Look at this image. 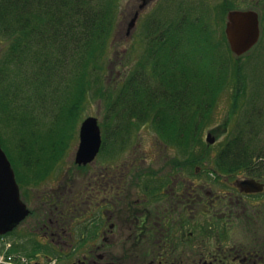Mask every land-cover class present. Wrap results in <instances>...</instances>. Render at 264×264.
Instances as JSON below:
<instances>
[{
    "label": "rangeland",
    "instance_id": "374dc122",
    "mask_svg": "<svg viewBox=\"0 0 264 264\" xmlns=\"http://www.w3.org/2000/svg\"><path fill=\"white\" fill-rule=\"evenodd\" d=\"M93 1L97 3L99 0ZM134 1L115 0L116 26L109 37L106 62L99 63L98 69L92 67L88 71V80L92 84L91 94H86L85 99L84 96L81 97V102H78L81 104L72 112L70 123L61 124L67 123L66 125L69 126L61 133L63 140L60 145H57L56 156L51 154L50 143L45 145L44 140L53 124V117L57 114H49L47 105L44 106L45 102H41L44 114L35 116L40 125L38 124L32 130H26L20 127L18 118L13 119L6 114L7 107L0 96V142L12 163L17 181L22 186L24 200L29 204L26 206L27 209L42 210L43 201H46L45 197L50 195L53 202L63 211L71 209L75 212L73 207L78 205V208L79 204L82 205L81 209L87 210L93 207L92 210H95L98 202L96 197L102 200L104 196H101L103 193L101 187H95V182L99 184L97 179L101 173H113L117 176L120 182L125 183L121 188L127 187L132 197L137 194L135 186L140 185L144 177L158 179L165 174L169 175L174 167L179 168L177 173L184 178L197 176V170L198 175L202 176V171L209 169L215 161L221 162L218 159L221 152L229 142L240 135L242 130L241 140L244 141L247 137L245 135L253 128L255 129L256 137L251 138V144L248 145L258 152L254 160H258L259 154L264 156V37L255 48L238 57L231 51L225 33L226 18L228 20L226 7L212 9L206 0H159L153 7L147 6L136 11L142 2ZM254 1L247 0V3L250 2L252 6H256L255 3L253 4ZM257 10L260 11V9ZM182 14L186 18H192L191 20L199 17L203 20L206 25L204 27L209 33H207V41L211 46H215L212 50L217 52L215 54H220L221 58L225 57L224 66L227 71L225 75L228 76V83L219 93L212 107V114L209 118L206 117L203 123L199 141L193 143L189 138L185 146L180 142L179 131L176 128L168 132V135H165L168 138H165L159 126L153 122L156 113L150 114V111L146 113L142 121L131 120L130 131L125 132L126 135L116 137L118 132L116 133L114 129L116 122L111 121L112 112L115 110L122 112L124 109L120 104L123 99H120L119 94L125 79L133 77L136 73L140 75L143 73L139 70V65L144 59L146 62L147 49L151 43L147 37L152 25H155V21L160 18H164L163 15L176 17ZM136 16L138 19L134 27H131ZM262 22L264 31V20ZM13 37L11 33L4 34L0 25V68L4 61L8 66V79L4 85H0V91L5 89L7 83L10 85L16 82L12 72L13 64L8 65L7 62L8 49L13 42ZM151 67H147L148 72L145 73V77L147 76L151 83L148 84L154 86L157 83L151 75ZM98 77L102 81L93 85ZM153 82L154 85H152ZM154 89L159 90L155 86ZM28 114L31 116L32 113L28 112ZM90 117L98 120L104 145L97 160L96 156L92 162L82 164L84 168H79L76 158L80 145V130L82 124ZM61 118L65 119L64 116ZM125 124V122L122 123V125ZM209 135L214 140L212 144L208 141ZM29 138L32 142L37 141L38 146L46 148L45 157L50 161L54 160V167L51 168L49 164L48 167L43 168L42 162L35 164L34 158L38 156L34 153L30 155L26 148L28 145L24 142L21 144L22 139L27 141ZM22 146H25V149H22ZM21 157L26 165L20 161ZM90 164L92 165L89 166ZM215 169L219 170L218 164H215ZM204 175L209 176L206 173ZM67 186L72 188V193H69L71 190L66 189ZM89 188H91L90 191ZM141 194L143 192L139 191V195ZM66 196H70V199L75 197V206L67 200ZM22 202L26 205L24 201ZM27 223L21 224L16 230V235H12L10 239L0 240V264H12L11 257L33 256L32 250L24 239V236L30 233ZM31 224V226L35 225V223ZM234 230L237 232L236 229ZM235 236L237 238V234ZM15 242L17 245L14 244Z\"/></svg>",
    "mask_w": 264,
    "mask_h": 264
},
{
    "label": "trees",
    "instance_id": "16d2710c",
    "mask_svg": "<svg viewBox=\"0 0 264 264\" xmlns=\"http://www.w3.org/2000/svg\"><path fill=\"white\" fill-rule=\"evenodd\" d=\"M116 9L115 0L97 3L93 0H0V25L4 34L14 36L7 62L13 64L16 80L0 91L7 107L5 112L13 119L18 118L20 127L32 130L40 123L35 116L44 114L41 102H45L49 114H57L44 140L45 145L50 143L54 156L72 112L80 106L81 97L85 99L86 94H91L88 71L106 62L109 37L116 26ZM163 16L155 21L147 37L151 40L148 55L146 62L144 59L139 65L144 75L136 73L125 79L119 94L124 109L113 111L111 121L116 122L114 129L120 138L130 131L131 120L142 121L150 111V114L156 113L153 122L165 138L176 128L180 142L186 146L189 138L193 143L199 141L203 123L212 114L219 93L228 83L225 57L212 50L215 46L207 41L206 25L200 17L191 20L184 14ZM148 66H152L151 75L158 86L154 82L152 85L160 91L148 84L145 77ZM0 70V85H4L8 79L5 61ZM97 81L93 85L102 79L98 77ZM123 122L126 124L122 125ZM254 131L253 128L248 132L244 141L240 132L226 145L218 158L228 163L219 165L223 174L252 169L248 163L258 152L248 144L256 137ZM21 142L28 145L30 155L38 156L34 158L35 164L42 162L43 168L49 164L54 167V160L45 157L46 148L38 146L37 141L29 138ZM259 158L264 165V156L259 154ZM22 160L21 157L24 163Z\"/></svg>",
    "mask_w": 264,
    "mask_h": 264
},
{
    "label": "flooded vegetation",
    "instance_id": "af4514ba",
    "mask_svg": "<svg viewBox=\"0 0 264 264\" xmlns=\"http://www.w3.org/2000/svg\"><path fill=\"white\" fill-rule=\"evenodd\" d=\"M137 1L142 2L140 11L159 0ZM206 1L215 10L226 7L227 16L232 11L258 13L257 44L264 37V0H255L256 6L247 0ZM101 140L96 160L104 145L102 134ZM215 164L228 163L215 161L202 176L197 170V176L184 178L174 167L158 179L144 177L135 186V197L113 173H101L95 187L104 196L96 197L95 210L81 209V204L77 208L75 197L66 196L75 212L63 211L47 195L42 210L28 209L26 218L0 240L10 239L28 222L30 233L24 239L33 256L11 257L12 264H264V165L253 160L248 163L252 169L223 174Z\"/></svg>",
    "mask_w": 264,
    "mask_h": 264
},
{
    "label": "water",
    "instance_id": "95a60500",
    "mask_svg": "<svg viewBox=\"0 0 264 264\" xmlns=\"http://www.w3.org/2000/svg\"><path fill=\"white\" fill-rule=\"evenodd\" d=\"M138 17L134 18V27ZM226 36L231 51L238 57L248 53L259 41L260 22L258 13L253 11H232L228 14ZM209 143H214L211 135ZM101 130L94 117L86 119L80 130V145L77 164L92 162L100 151ZM29 210L21 201L16 174L0 142V235L11 232L28 215Z\"/></svg>",
    "mask_w": 264,
    "mask_h": 264
}]
</instances>
